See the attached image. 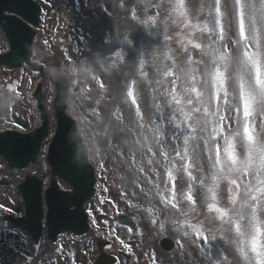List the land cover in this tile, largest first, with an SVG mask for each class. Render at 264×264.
Returning a JSON list of instances; mask_svg holds the SVG:
<instances>
[{
  "label": "clouds",
  "instance_id": "1",
  "mask_svg": "<svg viewBox=\"0 0 264 264\" xmlns=\"http://www.w3.org/2000/svg\"><path fill=\"white\" fill-rule=\"evenodd\" d=\"M99 6L110 25L52 73L69 163L179 264H264V0Z\"/></svg>",
  "mask_w": 264,
  "mask_h": 264
},
{
  "label": "rangeland",
  "instance_id": "2",
  "mask_svg": "<svg viewBox=\"0 0 264 264\" xmlns=\"http://www.w3.org/2000/svg\"><path fill=\"white\" fill-rule=\"evenodd\" d=\"M39 1L42 6H46L48 9V12L45 14L50 16L51 20L48 21V24L40 27L41 30H39V34L34 42L37 45L33 59L39 64L46 65L47 69L52 73L62 63L66 62V49L70 54L73 47H83L85 42L94 43L98 38L100 30L111 23L110 18L100 8L99 0ZM55 13L57 14V18L54 19ZM40 34L49 38V40L43 43L46 47L44 50H41L39 46ZM6 49L7 43L2 37L0 30V51L2 52ZM38 52L42 54H38ZM49 56H52L56 60V64L54 62L53 66L47 64L46 59ZM13 76L18 79V83L16 89L12 93H9L5 90V85L11 77L7 74L5 68L0 67V115L4 113L12 115L10 124L6 125L16 129H24L30 125L38 124L40 121L35 101L31 95L40 79L38 76L31 74L25 66L14 72ZM42 85L44 88L45 104L50 114L51 125L53 126L54 119L51 101L54 95V87L52 75L49 72H47ZM14 116L21 118L20 120L24 124L22 126L15 124L13 121ZM44 153L45 151L38 157L34 168L40 177L42 176L43 178H41L48 182L49 175ZM2 169L4 168L1 167L0 171ZM96 177V196L90 204L86 205L92 236L81 239L84 245L81 248L79 247L78 258L74 262L71 261L72 264L75 262L78 264H90L94 259L97 251L93 236L112 242L111 252L118 257V264H179L178 254L174 251L170 254L163 253L158 248L156 240L152 237L151 228L146 222L133 219V211L129 208L128 202L122 198L125 193L121 192L119 188L110 182L111 175L101 170L96 172ZM60 185L64 189L67 188L62 182H60ZM9 188L12 189L11 187ZM11 191L17 194L14 187ZM14 197L18 198L19 203L22 204L19 196L15 195ZM21 204V208L17 206L16 212L19 210L22 212L23 208ZM138 229L143 232V236L138 234ZM17 232H20V230ZM16 236L19 238V241H16L18 244L15 242L8 243L11 246L7 249L1 250V245H6L5 242L7 240L0 241V264H55L57 262L59 264H66L67 257L71 253H74L69 242L71 239H68V241L67 238H63L59 244L51 248L45 243L46 240H43L41 249L44 248V252L34 255L31 259L27 260L26 256L33 251L32 241L26 237L25 232H20ZM53 250H58L59 256L56 255L51 262L45 261L47 256V260H50Z\"/></svg>",
  "mask_w": 264,
  "mask_h": 264
},
{
  "label": "water",
  "instance_id": "3",
  "mask_svg": "<svg viewBox=\"0 0 264 264\" xmlns=\"http://www.w3.org/2000/svg\"><path fill=\"white\" fill-rule=\"evenodd\" d=\"M5 7H10L9 4L5 3L0 5V10L4 9ZM16 9L14 7H10ZM13 21H9V24L6 26L4 25L6 37L10 40L11 46V53L16 57L15 53H19L22 56V59H26L27 54V46H23L20 51H16L17 47L23 41L21 35L17 32H13L14 29ZM20 43V44H19ZM9 53V52H8ZM17 58V57H16ZM21 61L17 58L15 62H12L7 56L0 57V63L11 65L14 69L18 67V63ZM41 106V104H40ZM57 119L61 124V129L58 130L55 138L53 139L50 145V151L48 153V162L51 166V173L52 176H58L67 182L73 189L72 192H65L61 193L57 190L56 180L52 179L51 187L48 190V199L50 198V206H51V217H49L50 222L52 225L59 226L63 228L64 223L67 220V224H70L72 228L76 229L77 227H82L83 230L75 232L76 234L83 235L86 232V216L84 211L82 210L83 203L92 196L94 189V174L93 170L89 171L88 173H79L73 174L69 171L67 165L68 161V150L64 144L63 136L66 128L68 127V119L63 115L62 112L56 110ZM45 133V130H44ZM43 135H41L37 140L32 141L30 146L31 154L36 153V149L39 145L40 140L42 139ZM37 200L39 199V187L37 192L35 193ZM72 205H75L76 208L73 211H69ZM49 206V207H50ZM40 216V211H39ZM39 216H37L36 222L39 221ZM81 219L80 224L78 225L76 222ZM56 233H53V237ZM160 246L165 251H170L173 248V245L168 240H162L159 242ZM100 251L102 252L103 245L100 246ZM103 253V252H102ZM107 258V257H106ZM105 261V255L102 254L100 259L101 262ZM106 262V261H105ZM106 264H113L112 261H108Z\"/></svg>",
  "mask_w": 264,
  "mask_h": 264
},
{
  "label": "bare ground",
  "instance_id": "4",
  "mask_svg": "<svg viewBox=\"0 0 264 264\" xmlns=\"http://www.w3.org/2000/svg\"><path fill=\"white\" fill-rule=\"evenodd\" d=\"M47 118H49V114H48ZM0 191H2V193L0 192V203H6L7 204V207L6 208L11 207V206H15L17 204L18 198H15L13 195L9 194L6 191L5 188H0ZM4 194L5 195L7 194V195L5 196ZM12 211H13V209L12 210H9L7 212L13 213Z\"/></svg>",
  "mask_w": 264,
  "mask_h": 264
},
{
  "label": "snow or ice",
  "instance_id": "5",
  "mask_svg": "<svg viewBox=\"0 0 264 264\" xmlns=\"http://www.w3.org/2000/svg\"><path fill=\"white\" fill-rule=\"evenodd\" d=\"M8 58L12 62H15V60L17 59L11 52L8 53ZM0 163H3V162L0 161ZM66 166L68 167L69 171L72 172L73 174L77 173L76 169L69 163V161H67Z\"/></svg>",
  "mask_w": 264,
  "mask_h": 264
}]
</instances>
